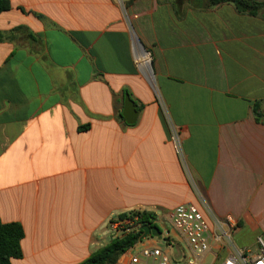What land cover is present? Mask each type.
<instances>
[{"label": "crops", "instance_id": "crops-1", "mask_svg": "<svg viewBox=\"0 0 264 264\" xmlns=\"http://www.w3.org/2000/svg\"><path fill=\"white\" fill-rule=\"evenodd\" d=\"M133 39L151 57L154 87ZM156 95L179 129L187 172ZM188 176L212 213L235 224L234 243L254 253L264 239V12L207 0H9L0 13V222L23 229L10 264H79L109 243L119 215L141 212L160 235L133 248L163 240L178 257L184 241L170 213L201 208Z\"/></svg>", "mask_w": 264, "mask_h": 264}, {"label": "built area", "instance_id": "built-area-1", "mask_svg": "<svg viewBox=\"0 0 264 264\" xmlns=\"http://www.w3.org/2000/svg\"><path fill=\"white\" fill-rule=\"evenodd\" d=\"M145 54L148 58L147 70L138 63L133 48L137 68L154 87L151 57L147 51ZM156 102L166 125L168 142L182 168L187 172L179 129L172 122L164 101L158 95H156ZM188 178L201 202V208L195 204L186 203L176 206L170 213L171 226L184 241L186 252L183 257L180 254L178 257H172L168 252L156 247H144L139 250L132 248L128 251L126 264H203L208 254H213V258L223 254L220 264H264V239L256 238L254 253L239 248L233 240L235 224L230 218L224 220L217 218L201 193L195 188L190 176ZM140 228L141 225L137 222L136 216L116 219L110 224L112 238H121L128 233L137 232Z\"/></svg>", "mask_w": 264, "mask_h": 264}, {"label": "trees", "instance_id": "trees-1", "mask_svg": "<svg viewBox=\"0 0 264 264\" xmlns=\"http://www.w3.org/2000/svg\"><path fill=\"white\" fill-rule=\"evenodd\" d=\"M210 5L230 4L236 11L249 16H257L264 12V1L254 0H207ZM9 0H0V13L8 10ZM256 118L261 116L259 104L253 108ZM136 216L141 227H155L152 223L154 217L146 212L119 215L118 219ZM143 233L141 230L131 232L121 238H112L109 243L93 253L88 259L79 264H116L121 256L132 249L140 240ZM23 237V229L18 223L3 224L0 222V264H10L11 259L21 257L20 240ZM167 243L168 240H166ZM184 251L180 250L183 257Z\"/></svg>", "mask_w": 264, "mask_h": 264}, {"label": "water", "instance_id": "water-1", "mask_svg": "<svg viewBox=\"0 0 264 264\" xmlns=\"http://www.w3.org/2000/svg\"><path fill=\"white\" fill-rule=\"evenodd\" d=\"M135 40H136L137 44L140 46V48L144 52H146V50L144 49V47L142 46L140 41L138 39H135ZM122 117L124 118L125 123L128 125L133 124L136 120V111H135L134 104H133L132 100H130V98L127 94H125V96H124V105H123ZM140 230L143 233L141 239L144 238L145 236L159 237V235H160L158 229L155 227L150 228V227L145 226V227H141Z\"/></svg>", "mask_w": 264, "mask_h": 264}, {"label": "rangeland", "instance_id": "rangeland-1", "mask_svg": "<svg viewBox=\"0 0 264 264\" xmlns=\"http://www.w3.org/2000/svg\"><path fill=\"white\" fill-rule=\"evenodd\" d=\"M161 233L163 234L162 231H161ZM110 239H112V232L110 234ZM161 242L162 243H161L160 249L161 250L166 249V245H165L164 241L162 240ZM168 242H170V241H168ZM179 248L184 249L183 251L186 252L185 245L181 244ZM222 258H223V254H219L216 258H213V254H208L205 257V260H204L203 264H220Z\"/></svg>", "mask_w": 264, "mask_h": 264}, {"label": "bare ground", "instance_id": "bare-ground-1", "mask_svg": "<svg viewBox=\"0 0 264 264\" xmlns=\"http://www.w3.org/2000/svg\"><path fill=\"white\" fill-rule=\"evenodd\" d=\"M133 48L136 54V58L140 66L147 70L148 69V58L145 52L140 48V46L133 39Z\"/></svg>", "mask_w": 264, "mask_h": 264}]
</instances>
